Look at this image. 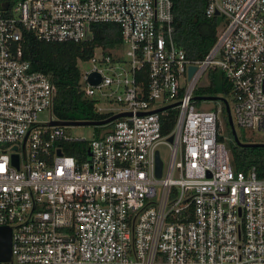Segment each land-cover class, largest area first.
<instances>
[{
    "label": "built area",
    "instance_id": "1",
    "mask_svg": "<svg viewBox=\"0 0 264 264\" xmlns=\"http://www.w3.org/2000/svg\"><path fill=\"white\" fill-rule=\"evenodd\" d=\"M8 6L0 0V227L10 228L11 259L0 264H264V177L233 167L221 107L195 98L201 76L220 70L233 124L264 135V0H207L206 16L221 20L198 60L174 41L172 0ZM103 22L118 24L121 41L77 62L90 63L79 89L99 113L131 114L87 141L50 124L52 74L31 68L21 40L26 30L78 43ZM74 141L87 143L85 158L63 152Z\"/></svg>",
    "mask_w": 264,
    "mask_h": 264
},
{
    "label": "trees",
    "instance_id": "2",
    "mask_svg": "<svg viewBox=\"0 0 264 264\" xmlns=\"http://www.w3.org/2000/svg\"><path fill=\"white\" fill-rule=\"evenodd\" d=\"M10 7L14 0H1ZM173 37L176 45L182 48L185 56L191 60L202 59L216 40L220 16L207 17V0H172ZM92 38L82 42H44L30 32L22 33V57L30 62L31 68L52 74L56 87L53 101V114L61 121H97L107 118L109 113L95 110L94 101L83 96L79 89L80 78L77 62L87 60L93 54L95 46L114 47L121 41L118 24L111 22L92 23ZM207 84L195 90L197 96L219 95L226 97L230 84L218 69H209ZM198 102V100L196 101ZM223 112V110H222ZM175 110H170L161 118V133L167 134L173 127ZM95 134L110 127L109 124L94 126ZM242 143H251L250 139L239 137ZM63 152L85 158V141L66 142ZM228 148L231 163L236 170L246 171L254 168L258 177H264V146H243L236 143L229 134Z\"/></svg>",
    "mask_w": 264,
    "mask_h": 264
},
{
    "label": "rangeland",
    "instance_id": "3",
    "mask_svg": "<svg viewBox=\"0 0 264 264\" xmlns=\"http://www.w3.org/2000/svg\"><path fill=\"white\" fill-rule=\"evenodd\" d=\"M89 65H90L89 62H84V63L80 62L78 64V67H79V69L84 70V69H87L89 67ZM207 82H208V80H207L206 74H203L201 76V78L198 80L196 89L199 86L206 85ZM197 104L200 105V107H202V108H210L212 106L221 107V109L223 110V112L220 114L221 125L223 127L222 133L225 136V138H227L226 142L228 145L229 134L231 136H232V134H231L230 126L228 124V116H227L225 104L221 100H215V101L214 100L213 101L198 100ZM47 115H48V113H40L38 118L45 119L47 117ZM233 126H234V130H235V133H236L238 139H240L239 137H241V138L244 137L245 139H250L251 143H255V142L264 143V135H261L259 132L239 128L236 124H233ZM67 132L75 138H83L87 141H89L95 137L94 125H70V126H67ZM232 138H233V136H232ZM158 150L160 153V157L163 161V164L166 165V163L168 162V157H169L168 148L166 147V145L161 144L158 146Z\"/></svg>",
    "mask_w": 264,
    "mask_h": 264
},
{
    "label": "water",
    "instance_id": "4",
    "mask_svg": "<svg viewBox=\"0 0 264 264\" xmlns=\"http://www.w3.org/2000/svg\"><path fill=\"white\" fill-rule=\"evenodd\" d=\"M195 69L194 66L189 67V73H191ZM90 81L92 83H97L99 81V77L97 74H91L90 75ZM198 100H210V101H215V100H221L225 103V108L227 111V116H228V124L231 129V134L233 136V140L236 143H239L243 146H264V143H242L239 141L235 130L233 126V122L230 116L229 112V107L226 104V100L222 96L218 95H203V96H196L195 97ZM163 108H160L161 110ZM130 112H119L115 113L112 115H109L107 118L102 119V120H97V121H61V120H53L50 124H55V125H94V126H100V125H105L114 119L125 116V115H130ZM168 140H171V137L168 138ZM59 153V151H58ZM156 176L159 177L161 173V160L158 157V153L156 152ZM11 259V253H10V228L9 227H0V261H9Z\"/></svg>",
    "mask_w": 264,
    "mask_h": 264
}]
</instances>
